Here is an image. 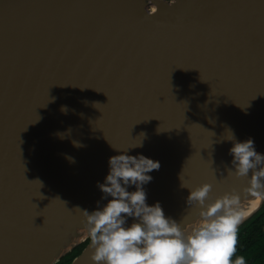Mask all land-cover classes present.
<instances>
[{
  "label": "water",
  "instance_id": "95a60500",
  "mask_svg": "<svg viewBox=\"0 0 264 264\" xmlns=\"http://www.w3.org/2000/svg\"><path fill=\"white\" fill-rule=\"evenodd\" d=\"M42 16L66 25L0 44V264L85 243L75 208L141 133L128 154L160 162L145 188L167 216L188 208L182 182L239 189L228 132L264 153V0H0V26Z\"/></svg>",
  "mask_w": 264,
  "mask_h": 264
},
{
  "label": "clouds",
  "instance_id": "9594fccd",
  "mask_svg": "<svg viewBox=\"0 0 264 264\" xmlns=\"http://www.w3.org/2000/svg\"><path fill=\"white\" fill-rule=\"evenodd\" d=\"M57 135L63 139L65 134ZM145 137L141 133L132 138L126 149L113 147L118 154L108 158L107 174L97 182L102 195L96 208H75L90 240L91 264H247L245 256L236 254L238 226L248 215L241 202L246 197L264 199V153L256 151L253 139L240 141L232 132L226 136L231 142L226 177L242 181L239 189L215 195L211 183L189 187L182 182L189 190L186 204L194 209L185 219L194 226L186 230L185 223L165 214L159 201L147 203L145 186L160 162L128 154L142 147ZM66 158L75 162L74 157Z\"/></svg>",
  "mask_w": 264,
  "mask_h": 264
},
{
  "label": "bare ground",
  "instance_id": "6f19581e",
  "mask_svg": "<svg viewBox=\"0 0 264 264\" xmlns=\"http://www.w3.org/2000/svg\"><path fill=\"white\" fill-rule=\"evenodd\" d=\"M153 1V0H151ZM150 10L153 11L154 7L151 6ZM66 25L65 21L57 17H34L31 19L21 20L17 22L8 23L0 26V44L5 41L13 40L19 36H24L35 31H46L52 29V27H64ZM263 200V199H262ZM262 200H257L255 198L246 197L242 199L241 207L248 212L247 217L259 206ZM194 209L186 208L182 209L177 214L171 215V217L177 221L185 223V229L189 230L194 225L186 223L185 219L190 217ZM246 217V218H247ZM52 248L51 244L47 245ZM44 250L37 251L35 254L38 259L30 258L27 263L33 264H48L50 261V254L47 253L46 246L42 245Z\"/></svg>",
  "mask_w": 264,
  "mask_h": 264
},
{
  "label": "trees",
  "instance_id": "16d2710c",
  "mask_svg": "<svg viewBox=\"0 0 264 264\" xmlns=\"http://www.w3.org/2000/svg\"><path fill=\"white\" fill-rule=\"evenodd\" d=\"M88 242L89 239L73 249L59 263L70 264ZM236 254L245 256L247 264H264V203L254 215L238 227Z\"/></svg>",
  "mask_w": 264,
  "mask_h": 264
},
{
  "label": "rangeland",
  "instance_id": "374dc122",
  "mask_svg": "<svg viewBox=\"0 0 264 264\" xmlns=\"http://www.w3.org/2000/svg\"><path fill=\"white\" fill-rule=\"evenodd\" d=\"M166 1H172V0H166ZM83 244V243H82ZM58 264H61V263H58ZM62 264H67V263H62Z\"/></svg>",
  "mask_w": 264,
  "mask_h": 264
}]
</instances>
